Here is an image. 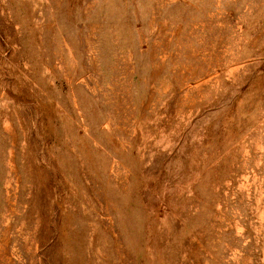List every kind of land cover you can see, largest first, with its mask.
Segmentation results:
<instances>
[{"label":"rangeland","instance_id":"rangeland-1","mask_svg":"<svg viewBox=\"0 0 264 264\" xmlns=\"http://www.w3.org/2000/svg\"><path fill=\"white\" fill-rule=\"evenodd\" d=\"M0 264H264V0H0Z\"/></svg>","mask_w":264,"mask_h":264}]
</instances>
